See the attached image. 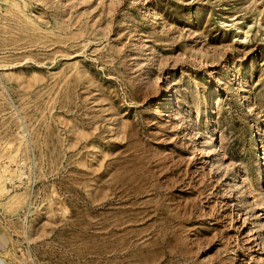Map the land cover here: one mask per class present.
I'll list each match as a JSON object with an SVG mask.
<instances>
[{"label": "rangeland", "instance_id": "obj_1", "mask_svg": "<svg viewBox=\"0 0 264 264\" xmlns=\"http://www.w3.org/2000/svg\"><path fill=\"white\" fill-rule=\"evenodd\" d=\"M0 264H264V0H0Z\"/></svg>", "mask_w": 264, "mask_h": 264}]
</instances>
